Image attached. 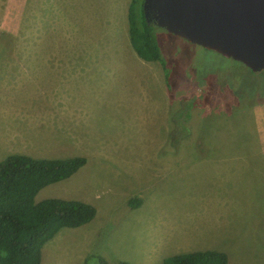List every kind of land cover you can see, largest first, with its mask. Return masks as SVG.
Masks as SVG:
<instances>
[{
    "label": "rangeland",
    "instance_id": "obj_1",
    "mask_svg": "<svg viewBox=\"0 0 264 264\" xmlns=\"http://www.w3.org/2000/svg\"><path fill=\"white\" fill-rule=\"evenodd\" d=\"M131 2L0 0V161L84 156L34 200L96 208L45 243L41 264H161L206 249L264 264V70L153 25L166 79L130 44ZM199 94L200 106L184 101ZM63 102L81 111L75 138L62 134Z\"/></svg>",
    "mask_w": 264,
    "mask_h": 264
},
{
    "label": "trees",
    "instance_id": "obj_2",
    "mask_svg": "<svg viewBox=\"0 0 264 264\" xmlns=\"http://www.w3.org/2000/svg\"><path fill=\"white\" fill-rule=\"evenodd\" d=\"M127 18L132 48L140 58L158 61L167 79L166 62L153 32L155 23L147 21L143 0H132ZM231 83L225 82L228 92L235 87ZM200 96L184 101L192 99L193 106H200ZM214 100L218 98L214 96ZM85 163L84 156L44 158L22 153L9 154L0 161V264H41L43 246L61 228H76L94 218L96 208L80 199L34 200L42 188L69 178ZM129 204L136 207L140 199L132 198ZM97 264L108 263L99 258ZM117 264L131 263L121 260ZM161 264H228V259L223 251L206 249L176 253Z\"/></svg>",
    "mask_w": 264,
    "mask_h": 264
},
{
    "label": "water",
    "instance_id": "obj_3",
    "mask_svg": "<svg viewBox=\"0 0 264 264\" xmlns=\"http://www.w3.org/2000/svg\"><path fill=\"white\" fill-rule=\"evenodd\" d=\"M143 9L166 31L264 70V0H143Z\"/></svg>",
    "mask_w": 264,
    "mask_h": 264
},
{
    "label": "crops",
    "instance_id": "obj_4",
    "mask_svg": "<svg viewBox=\"0 0 264 264\" xmlns=\"http://www.w3.org/2000/svg\"><path fill=\"white\" fill-rule=\"evenodd\" d=\"M63 104H64L63 110L66 111V113L64 114V118L66 122L68 123V126L65 128L64 131H62V134L75 138L76 135H79L80 133H82L80 131H77V129L75 128V125H79L78 128H80V125H82L80 122L76 123V120L79 118V115L77 113L81 111H79L80 109L77 106H74L75 108L71 109V107L66 108L67 105L64 102ZM55 158H64V157H55Z\"/></svg>",
    "mask_w": 264,
    "mask_h": 264
}]
</instances>
